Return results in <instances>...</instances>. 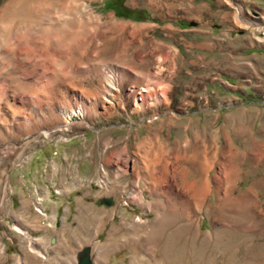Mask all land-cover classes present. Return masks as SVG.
Wrapping results in <instances>:
<instances>
[{
    "label": "rangeland",
    "instance_id": "374dc122",
    "mask_svg": "<svg viewBox=\"0 0 264 264\" xmlns=\"http://www.w3.org/2000/svg\"><path fill=\"white\" fill-rule=\"evenodd\" d=\"M6 1L0 0V7ZM94 2L93 7L105 20L112 15L131 26L124 37L136 43L123 64L143 76L135 83L137 97L143 98V89L153 85L149 92L156 94L159 101L152 105L144 101L145 109L134 111L133 87L126 78L122 95L116 99L118 107L108 108L107 101L106 112L101 105H95L98 114L49 137L36 133L25 140L26 136L15 134L14 140H6L5 144L14 150L0 163V209L8 204L10 174V185L16 188L21 180L43 176L40 184L51 188L48 196L59 205L72 195L61 194L59 185L65 179L71 184L75 169L80 167L78 174L85 183L76 184L72 196L83 197L92 186L91 199L112 196L111 209L118 210L101 232L92 233L95 264H264V162L255 160L251 153L242 156L250 150L253 140L264 142V0ZM110 7H119L123 14L109 11ZM132 26L139 29L138 34L131 35ZM122 35L108 34V44L100 58L114 62L113 55L123 49L117 48L115 41ZM53 73L51 70L37 81L39 87L36 85L30 92L34 101L49 97L46 88L50 85L45 79L56 76ZM62 73L65 79L70 76L67 69ZM78 81L76 85L82 81L91 93L103 89L102 76ZM165 91L167 99L163 100ZM18 108L21 111L20 105ZM58 123L54 120L49 127ZM144 140L145 145L138 149ZM233 149L232 164L237 174L231 179V167H222V157ZM155 151L166 154L173 168L162 194L150 190L140 169L142 154L152 156ZM91 153L98 167L94 175ZM107 158L111 164L105 162ZM206 161H213L208 171ZM54 162L60 166L59 171H55ZM162 162L156 173L164 165ZM31 164L35 166L29 172ZM182 172L186 173L185 179ZM53 173L54 179L50 176ZM136 177L143 196L134 198ZM107 178L108 186L100 184ZM207 178L209 194L199 208L186 186L199 188ZM222 180L229 187L226 193L220 188ZM39 198H35L37 208L33 211L46 219V213L36 212L38 208L48 205L46 212L50 216L55 207L53 202ZM245 198H249L247 204ZM183 218H188L189 223ZM190 221H197V225ZM48 225L51 228L55 224ZM16 229L20 234L12 236L17 244L15 256L0 254V264L67 262L63 250L53 248L49 255L41 251H45L47 242L42 234ZM64 236L73 235L66 232Z\"/></svg>",
    "mask_w": 264,
    "mask_h": 264
},
{
    "label": "bare ground",
    "instance_id": "6f19581e",
    "mask_svg": "<svg viewBox=\"0 0 264 264\" xmlns=\"http://www.w3.org/2000/svg\"><path fill=\"white\" fill-rule=\"evenodd\" d=\"M94 1L97 0H84L83 2L81 0H7L1 5L0 152L2 153V159H0V163L14 150L5 143L6 140H14L15 134L26 136L25 140L30 139L32 134L36 133L49 137L56 132L62 133L77 121L79 123L84 122L91 118L93 114H98L95 110L96 107L101 105L105 109L107 101L110 102L108 108L111 109L116 105L118 107L116 99L122 95L121 88L126 78L131 81L133 87L134 111L140 112L145 109V103L152 105L159 101V98L155 97L156 94L149 92L153 91V85L143 89L142 93H146L143 98L137 97L136 91H134V88H136L135 83L138 79H143V76L123 64L128 59L126 57L128 51L133 43H136L135 40L131 41L124 37V33L131 26L118 21L112 15H109L105 20L93 7L92 3ZM239 12L242 13L240 7ZM132 27L131 35L138 34L139 29ZM109 33L123 34L115 41L117 48L123 47V49L113 55L114 62H108L107 59L100 58L106 48L105 46L108 44ZM83 54H86L87 58H84ZM66 69L70 73L67 79L64 78L62 73ZM51 70L57 74L45 79L50 85L46 88L49 97L34 101L30 92L36 88V85L38 86L37 81H41L44 78L43 76L51 73ZM89 76L92 78L102 76L103 89H94L95 92L91 93V91L84 88L83 80L80 81V85H76V83H79V81L76 82L77 79L85 80ZM147 77L150 79L152 76L148 75ZM163 94L161 98L166 100V91ZM100 96L105 99L101 101ZM71 98L74 99V102L67 103ZM18 105H20L21 111H18L20 109ZM95 105L97 106L95 107ZM32 114L34 115L32 116ZM54 120H58L59 123L55 127H49V124ZM145 141L138 149L145 145ZM228 153V156L222 157L224 160L222 167L225 164L231 167L228 177L232 179L237 174V170L232 164L233 157H235L234 149ZM249 153L253 154L255 160L264 162V142L253 140L250 150L243 153L242 156L248 157V155H251ZM140 159L142 160L140 169L141 172L145 173L143 176L147 182L146 184L154 193L162 194L164 184L171 179L173 173L167 155L157 154L155 151L152 156L142 154ZM126 160L127 164L129 160ZM110 161L111 159L107 158L105 162L111 164ZM161 161H164V163L162 162L164 165L156 173L157 165ZM213 161L205 162V168L208 167L206 171L212 167ZM182 176L185 179L186 173L182 172ZM102 180L100 184L109 185V179ZM139 182L136 177L132 188L134 198L139 197L142 192H140L139 187L141 185H139ZM188 187L192 191V196L198 201L197 207L200 208L209 194V179L207 178L199 188H194V185L186 186V191ZM220 188L222 193H226L229 189L225 180H222ZM245 199L244 203L247 204L249 198ZM251 199L253 200V198ZM36 212L43 213V215L46 213L42 207H39ZM171 212L173 214V211ZM162 217L165 218L166 215L162 213ZM183 219L186 220L185 223H189L188 218ZM158 221L159 219H157L156 224H158ZM191 224L197 225V221H193ZM159 227L157 225V228ZM156 229H154V232ZM90 249L93 253L92 248ZM41 251L43 252L44 249L42 248ZM39 254L44 257L43 253L39 252Z\"/></svg>",
    "mask_w": 264,
    "mask_h": 264
},
{
    "label": "crops",
    "instance_id": "0c3cea01",
    "mask_svg": "<svg viewBox=\"0 0 264 264\" xmlns=\"http://www.w3.org/2000/svg\"><path fill=\"white\" fill-rule=\"evenodd\" d=\"M85 141H88V139ZM93 160L94 158L91 153L90 162L91 172H93L92 175L98 171V167ZM53 165L55 171H59L60 166L55 164V162ZM34 166L35 165L31 164L29 172L33 171ZM80 170V167L75 169L73 182L71 184L69 183L70 181L66 179L61 182L58 189L61 194L73 195L76 190V184L82 185L85 183V181L82 183L81 180L83 179H80L79 177L78 173H80ZM50 176H53L54 179L55 173ZM41 177L38 176V179L35 177L31 181H27L26 179L21 180V184H19L20 186L16 188L15 186L10 185L12 184V174L9 175L8 204L6 208L0 209V254L2 256H15L13 250H15L17 244L14 242L12 236H14L13 234L15 233L20 234L16 229V227H19L26 233L42 234L45 241L48 242H46V244L44 243L45 245L43 246L45 248V251L43 252H46V254L49 255L51 249L57 248L59 251L63 250L61 253L64 254L66 258L65 260L67 261L63 263L76 264L77 261H73L72 259L77 258L79 254L78 252L85 247L91 248L90 240L92 233L101 232L103 227H105L106 222H110L116 216L115 214L118 210H112L113 208L111 209V207L100 205L99 202L100 200H103L104 197L98 196V199L96 200L91 199V193L93 192L92 186H88L89 189L87 194L84 191L85 195L83 197L70 195V199H68L67 202L58 205L51 200L52 197L50 195L48 196V194L51 193L48 188H51L40 184ZM11 186L13 192L10 190ZM44 187L47 188V191L49 192L45 191L46 189ZM17 190L18 195L16 196ZM37 195L44 200H42L43 202H53V206L55 207V211H52L49 216L48 212H46V207H48V205H46V207L44 205L47 214L46 219L33 211V208H37V203L35 201ZM110 199H113L112 196H110ZM114 200H116V198H114ZM97 216L99 217L95 221L94 218ZM91 221H95L93 226H91ZM48 222L49 224L54 223L55 225L50 228ZM66 232L71 233L73 235L72 238H70V236L66 238V236H64ZM48 234L51 235L49 236ZM52 238L55 239L54 244L51 243ZM57 243L58 245L56 246ZM18 256H22V254Z\"/></svg>",
    "mask_w": 264,
    "mask_h": 264
},
{
    "label": "water",
    "instance_id": "95a60500",
    "mask_svg": "<svg viewBox=\"0 0 264 264\" xmlns=\"http://www.w3.org/2000/svg\"><path fill=\"white\" fill-rule=\"evenodd\" d=\"M100 205H104L107 207H111L114 204L113 199H103L99 202ZM52 244L55 243V239L52 238ZM91 249L84 248L81 252H79L77 256V264H94L93 259L91 257Z\"/></svg>",
    "mask_w": 264,
    "mask_h": 264
},
{
    "label": "trees",
    "instance_id": "16d2710c",
    "mask_svg": "<svg viewBox=\"0 0 264 264\" xmlns=\"http://www.w3.org/2000/svg\"><path fill=\"white\" fill-rule=\"evenodd\" d=\"M110 1H113V0H110ZM123 2H124V1H123ZM123 2H121V3H123ZM122 5H123V4H122ZM122 5H121V6H122ZM108 9H109V11L112 10V11H114V12L117 13V14L122 13L119 7H118V8H117V7H110V8H108ZM122 10H123V7H122ZM123 11H124V10H123ZM122 14H123V13H122Z\"/></svg>",
    "mask_w": 264,
    "mask_h": 264
}]
</instances>
